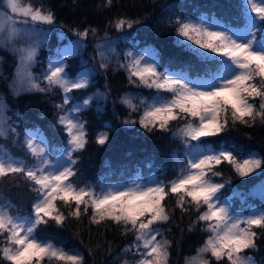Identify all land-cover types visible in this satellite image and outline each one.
<instances>
[{"label":"snow or ice","instance_id":"1","mask_svg":"<svg viewBox=\"0 0 264 264\" xmlns=\"http://www.w3.org/2000/svg\"><path fill=\"white\" fill-rule=\"evenodd\" d=\"M111 5L112 0H107L104 7ZM240 18L242 26L233 27L205 16H177L176 45L189 59L178 61L176 71L170 70L171 65L161 71L160 54L151 47L124 52L118 69L126 72L130 84L154 92L151 100L131 94L120 97L129 110V118L121 123L138 124L149 134L171 133L181 147L173 153L170 179L166 172L164 179L155 175L145 179L137 171L126 182L92 184L76 180L80 154L89 143L82 115L93 102L106 101L108 92L97 91L78 101L72 93L88 89L97 69L82 61L83 71L72 73L68 60L82 55L89 36L96 37L98 29H71L77 39L57 48L47 68L34 76L31 68L38 43L15 45L30 38L39 26H55V14L26 0H0V45L11 46L19 57L9 87L14 95L59 91L62 102L54 104L59 113L55 123L63 134L56 146L39 128L21 131L4 116L5 106L0 103V137L12 139L25 154L15 157L0 147V178L23 179L33 194L26 211L0 205V264H86L81 252L54 243L47 234L50 225L63 228L70 218L82 221L84 217L90 224H111L122 235L133 234V243L122 251L133 253L134 264H170L172 242L161 226L171 222L177 209L182 215L195 214L189 231L200 226L208 234L185 264H256L246 252L264 239V204L255 207L248 197L259 196L264 202V183L248 194L232 189V196L226 197L231 181L223 179L222 168L228 165L240 178L257 172L264 175V156L243 155L242 145L229 138L238 125L253 128L259 122L264 126V0H242ZM138 23L117 17L109 26L125 32ZM39 35L42 43L47 32L41 29ZM109 54L115 55L113 41L97 43L92 59L98 57L99 69L105 72ZM141 109L139 119H131ZM173 124H178L175 130ZM105 127L109 130L96 134L97 145L110 139L111 125ZM233 197L240 201L239 211L233 207ZM172 198L175 204L170 209Z\"/></svg>","mask_w":264,"mask_h":264},{"label":"trees","instance_id":"2","mask_svg":"<svg viewBox=\"0 0 264 264\" xmlns=\"http://www.w3.org/2000/svg\"><path fill=\"white\" fill-rule=\"evenodd\" d=\"M234 0H112L110 7H104L107 0H26L34 6H43L55 14L56 24L51 26L49 47H54L57 35H64L72 40L77 39L71 29L84 28L98 29L96 37L89 36L87 47L82 58L87 61L88 67L97 69L92 83L88 89L75 90L73 94L77 100L85 97L90 92L107 90L108 98L102 108H89L82 115L87 121L91 132L100 127L102 121L111 125L110 139L101 146L95 143V138L89 131V143L80 154L79 175L77 182L83 178L86 182L99 178L120 179L132 171H158L165 168V172L172 173L170 169L171 152L174 149V141L163 132L157 131L149 134L136 126H125L121 122L129 118V110L120 103V97L130 92L131 84L123 71H116L109 67L105 72L99 69V58L92 59L96 55L97 43H103L105 39L113 41L121 37H130L138 46L151 47L161 57V67H169L176 71L179 68L178 61H187L189 54L176 45V33L174 20L177 16H195L199 13L213 14L215 18L227 20L232 13L227 9L232 6ZM117 17H126L139 20L132 29L125 32H117L109 26V21ZM63 25V28L60 26ZM70 68L72 73L83 67L79 58L72 59ZM16 59L7 51L0 50V97L3 98L5 113L17 124V127L39 128L50 142L59 145L62 132L55 121L59 114L54 104L62 102L59 91L55 93H22L13 95L9 84L13 78ZM101 129L103 126L101 124ZM107 130H109L107 128ZM229 138L242 145L243 155L249 152H257L264 156V126L259 122L253 128L237 126L229 133ZM7 141V140H6ZM7 143V142H6ZM8 144V143H7ZM215 146V145H214ZM223 179L231 181V187L237 191L247 190L264 179V175L256 174L240 178L228 165L222 168ZM163 179V174L159 173ZM171 177V176H170ZM6 177L0 179V198L11 200L18 204V196L24 195L27 190L23 179ZM18 179L20 182H18ZM175 204V198L168 202L171 209ZM65 213L68 209L64 208ZM195 219V214L182 215L175 210L171 222L164 224L165 238L172 242L170 248V264H184L185 259L195 255L200 248L207 233L200 231L197 226L192 231L188 230L189 224ZM47 234L54 237V243L64 246L66 249H77L85 257L86 264H118L127 254L123 249L133 241L134 235H122L120 229L111 224H90L87 217L82 221L69 219L63 228L50 225ZM92 255H89V252ZM258 264H264V239L257 240V247L249 251ZM213 264H216L213 261ZM227 264V261L224 262Z\"/></svg>","mask_w":264,"mask_h":264},{"label":"rangeland","instance_id":"3","mask_svg":"<svg viewBox=\"0 0 264 264\" xmlns=\"http://www.w3.org/2000/svg\"><path fill=\"white\" fill-rule=\"evenodd\" d=\"M237 7H238V0H234L232 2V6L227 9V12H226V14L224 16H226L228 13H232L230 15V18H231L232 21H235L236 20L235 14H236V11H237ZM184 16H189V15H187V13H186ZM200 16H205V15L204 14L203 15H198L197 18L191 17V16H189V17H191L192 19H198ZM210 16H213V15L210 14ZM215 20L220 22V23L224 22V21L221 22V21H219L217 19H215ZM210 22H211V19H210ZM224 23H228V22L225 21ZM239 24H240L239 26H242V24H243V20L242 19H241ZM231 26L239 27V26H236V25H231ZM41 29L47 32V36H46V38L43 39L42 43H39V41L41 40V36L39 35ZM124 37H126V36H124ZM66 38L67 37H65L64 35H59L58 38H57L56 45L54 47L53 46L49 47V45H48L49 31L47 30V28L45 26L42 25V26H39L36 29L35 34H33L30 38H25L23 40H18V42L16 43L15 47L20 48V47H25L29 43H38V54H37L36 62L33 64L32 68H31V71H32L34 76H39L47 68L48 60H49L50 57H52L55 54L57 48L65 47L70 42L76 40V39L72 40L70 38H67V39ZM176 39H177V37H176ZM113 42H114V48H115V55L109 54L110 55V60H111L109 67L114 69V70H116V71L121 70V71H123L126 74V72L124 70L118 69L117 61H120V62L123 61V54H124L125 51H127L129 49H131L133 51H140L141 49L132 45L133 42L130 40V37H126V39H122V38L114 39ZM0 50H6V51L10 52L11 54H13L15 56L16 62H17V64H16V68H17V66L19 64V57L12 50V47L11 46L0 45ZM83 51H84V49H83ZM83 51H82V54H83ZM75 58H79L81 63H82V61H83L82 55L78 56V57H75ZM75 58L69 59L68 60V64L70 65L71 64L70 61L72 59H75ZM16 68H15V71H16ZM15 71H14L13 78H12L10 84L12 83V81H13V79L15 77ZM79 71H83V68L80 69ZM126 76H127V74H126ZM131 85L133 86V88L131 89L129 94L136 95V96H139L141 98H145V99L151 100L152 95H150L151 96L150 97V96L146 95L145 92H147V93L152 92L153 93L154 90H150V89L144 88L142 86L137 87L136 85H133V84H131ZM10 92L13 94V91L11 89H10ZM96 92L97 91H92L91 93H89V95H92V94H94ZM27 93H38V92H27ZM72 95L75 96L73 93H72ZM78 101H82V99H79ZM105 102L106 101H103V100H101L99 102H93L90 108L100 109V108H102V106L104 105ZM135 102H138V101H135ZM0 103H2L4 105V102H3V100L1 98H0ZM141 112H142V109L140 110V112H137V113L133 114L131 116V119L138 120L139 119V115L141 114ZM4 116L9 120L10 123L12 122L11 118L5 113V110H4ZM136 126L139 127L138 124H136ZM177 126H178V124H173V126H172L173 130H175V128ZM24 129L25 128H23L21 131H23ZM164 134H168L172 138V140L174 141V147H173L174 150L172 152V156H173V153H176V152H178L180 150V147H181L180 143H179L178 140H176V139H174L172 137L171 133H164ZM6 139H7V141H6ZM4 142L5 143L7 142L8 144L7 143L4 144ZM0 147H2L5 151L10 153L11 155H13L12 153H14V154L17 153L18 155L15 156V157H19V158H23L24 157V152L21 151L22 149H20L16 144H14L12 139H10V138L0 137ZM29 161H30V158H29ZM173 167H174V161L172 162V167L170 169L173 170ZM163 172H165V170ZM153 175L161 178L160 175L157 174V172H155V173H153L151 175H148V176H143V177L146 179L149 176H153ZM252 175H254V174H252ZM162 176H163V179H164L165 176L164 175H162ZM170 176H171V173H168L167 174V178L170 179L171 178ZM134 177H135V175L132 178H134ZM9 178H11V176H9ZM0 179H3V178H0ZM12 179H17V177H14ZM217 179H220V178H217ZM98 181H102L103 183H105V181L101 180V179H99ZM98 181H96L95 183H92V184H96ZM126 181H124V182H126ZM18 182H20L19 179H18ZM261 183H264V179L262 181H260L259 183L255 184L254 186L249 187L247 190H242V191L235 190V191L248 194V193L252 192L255 188H257ZM112 184H116V183H112ZM232 189H234V188L230 187L229 189L225 190L224 195L226 197H231L232 196ZM18 197L21 198L20 201H19V204H21V205H24L26 203L28 204L30 198L32 197V193L27 188V190L25 191V194L21 195V196H18ZM248 203L252 204L255 207H260L262 204H264V202H262L260 200L259 196H249L248 197ZM7 204H10V203H0V205H7ZM240 206H241V204H240L239 199H237L236 197H233V207H234V209L236 211H239L240 210ZM15 208H16V206L13 207V211L17 210ZM162 231H164L163 227H162ZM164 237H165V235H164ZM249 251L250 250H248L246 252V255H249V256L252 257V255H251V253ZM134 259H135V257L133 255V253L130 252V253L127 254V258H125L122 261L123 263L122 262L121 263L124 264L125 261H128V264H134Z\"/></svg>","mask_w":264,"mask_h":264},{"label":"bare ground","instance_id":"4","mask_svg":"<svg viewBox=\"0 0 264 264\" xmlns=\"http://www.w3.org/2000/svg\"><path fill=\"white\" fill-rule=\"evenodd\" d=\"M125 258H127V256H125L123 259H120L119 261H118V264H120ZM123 263V262H122ZM121 263V264H122Z\"/></svg>","mask_w":264,"mask_h":264}]
</instances>
